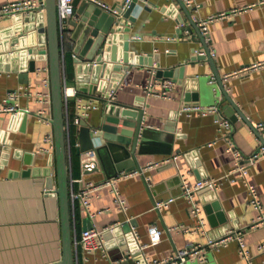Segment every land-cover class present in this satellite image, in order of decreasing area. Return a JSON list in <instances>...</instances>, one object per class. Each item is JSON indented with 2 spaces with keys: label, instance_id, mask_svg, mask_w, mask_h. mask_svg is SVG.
I'll return each mask as SVG.
<instances>
[{
  "label": "crops",
  "instance_id": "1",
  "mask_svg": "<svg viewBox=\"0 0 264 264\" xmlns=\"http://www.w3.org/2000/svg\"><path fill=\"white\" fill-rule=\"evenodd\" d=\"M103 1L115 5L122 0ZM255 1L194 0V17L225 14L209 24L207 45L214 53V66L222 77L264 61V5H252ZM8 2L12 0H0V6ZM139 2L144 8L134 21H126V25L131 27L128 48L131 63H127V70L121 71L112 101L144 107L143 126L156 133L158 139L146 143L142 152L136 150V164L132 159L130 163L129 159L113 163L111 154L101 153L97 155L99 166L83 175L81 164L84 155L76 154L79 126L74 119L78 113L77 102L79 99L91 100V107L84 115L90 124L101 121L102 103L84 94L69 98L66 113L71 138L68 167L75 238L78 239L86 227L95 226L105 232L132 221L131 230L140 244H149L151 225L160 229L162 240L143 249L144 255L152 259H165L178 249L201 245L204 261L190 260L186 264H246L234 237L218 247L207 244L209 238H223L231 230L242 234L253 263L264 264V250L257 248L264 242V157L250 166L248 173V180L255 185L263 202L260 212L249 204L247 187L240 179L230 182L223 177L232 169L233 155L226 150V141L219 138L217 115H201L193 108L183 111L186 105L215 104L220 114L226 116L222 107L227 100L216 84L209 81L210 76H214L212 66L207 59L198 60L193 54L194 49L203 46L202 42L197 37L194 41L189 37L177 38L186 34L185 31L178 33L181 24L176 20H186V15L177 0ZM74 12L69 19L74 17ZM41 23L45 26L46 19L44 12L39 10L0 17V104L8 92L18 87L26 89L18 100L22 112L0 115V143L3 145L0 151V264H52L62 256L55 147L43 149L48 147L44 137L51 134L54 138L53 123L45 122L49 116L52 120L53 104L52 101L49 105L41 102L37 95L47 91L42 85V78L47 73L38 68L49 67V60L48 54L45 58H38L37 53H29L35 47L38 51L46 48V31L41 34L36 31L37 24ZM14 26H19L24 35L13 45L17 47L15 50L12 51L9 45L10 52L7 53L3 42L20 33L11 29ZM73 31L72 25H64L62 44L66 84L75 87L81 77L88 82H98L106 71L105 67L101 66L98 72L93 70L90 74L83 64L79 66L75 62L74 53L79 55L81 52L75 48ZM136 35L142 38H135ZM40 39L45 46H39ZM24 51H27L26 55L21 54ZM31 61L34 69H30ZM157 64L165 69L175 68V76L171 78L174 86L169 98L145 97L144 87ZM222 81L228 95L248 121L240 116L236 122L230 120L236 147L249 155L261 143L250 123L264 121V66L231 75ZM39 110L46 112L39 115ZM163 136L171 140L170 145H166ZM127 164L134 173L122 169ZM149 164L153 166L145 169ZM24 171L28 173L22 174ZM117 175V187L125 199L126 211L119 209L107 185L100 186L91 199V209L102 211L92 218L78 199L71 200V193L83 190L86 182L102 184ZM231 175L237 177V174ZM146 177L150 178V186ZM181 178L190 183L205 178L219 179L216 188L205 187L194 195L206 220V233L198 228V221L190 212V204L182 193ZM168 199L171 200L162 207L155 205L157 201ZM120 234L103 236V247L90 251L75 241V264H132L125 263L124 254H121L126 240L124 233Z\"/></svg>",
  "mask_w": 264,
  "mask_h": 264
},
{
  "label": "water",
  "instance_id": "2",
  "mask_svg": "<svg viewBox=\"0 0 264 264\" xmlns=\"http://www.w3.org/2000/svg\"><path fill=\"white\" fill-rule=\"evenodd\" d=\"M42 1L45 3L44 17L46 19V25L43 26L42 23L40 25L37 24V26L35 25L37 28H35L39 34L46 31L47 45L45 49L40 51H38V47H35L33 50L30 49L29 53H37L36 56H38V58H45L48 54L49 60L50 87L53 104L51 122L54 125L57 173L56 190L59 194V203L61 207L63 241L61 260L53 262L52 264H75L74 239L76 236V228L71 219L69 190L70 173L68 167L71 138L70 125L66 116L68 104L64 97L66 88L64 70L65 53H63L62 44L64 25L70 24L74 27L72 39L75 42L76 50L81 52L79 55L74 53L75 62L79 64V66L83 64L84 69L88 70L90 74L93 73V70L98 72L99 68L104 66L106 71L102 73L101 77L105 79L112 78V76H114L113 73L121 72L122 69L127 70V63H131L128 54L129 43L131 41L129 34L131 27L130 25H126V21H134L144 8V5H142L139 0H132L124 11H122L121 8L119 9L122 12V16L119 17L107 13L88 0H73L75 9L74 17L72 19L66 18L61 21L58 18L57 1ZM177 2L186 15V20H176L178 24L185 23L181 29H178V33L184 32L187 28L191 33L190 40L194 41L198 38V40L202 42L204 49H206V53L195 58L198 60L207 59L212 66L215 78L213 83L216 84V88H218L227 100V103L222 107L226 117L236 122L239 118L238 116H240L248 122L226 91L222 81L223 78L217 72L216 66H214V60L211 57L210 49L194 20L192 15L193 9L188 8L182 0H177ZM11 29L20 33L13 39L8 37L9 39L7 38L3 42L4 51L7 53L10 52V46L12 47V51L17 48L13 45L19 41L20 36L24 35L19 26H14ZM39 41V46H45V44L42 43L43 40L40 39ZM118 48H120L119 50L121 51L120 55L118 54ZM26 52L27 51H24L21 54L26 55ZM149 65L151 66V63ZM30 66V69H34V62L31 61ZM155 76L160 79L165 78V80H171V78L175 76V68L171 67L165 69L157 64ZM99 83V81L88 82L84 77H81V79L79 78V81L76 82L75 87L79 94L91 96L102 103V117L99 123L90 124L85 118L81 120L77 130L76 154L80 155L85 151L93 150L96 155L100 156L101 153L108 152L114 159L113 163H119L120 161L125 162L128 159L130 163L132 159L133 163L136 164V150L142 152L146 143L150 142V140L158 139V135L153 131L151 132L149 128L143 126L144 107L139 105L128 106L112 101L109 99L106 92V86ZM252 131L264 144V128H255L252 129ZM163 140L166 142V145H170L171 140L164 136ZM2 148L3 145L0 143V151ZM165 153H169V151ZM122 169H128L127 171H130V165L127 164ZM26 173H28V171H24L22 174ZM132 225V221L125 222L108 229L103 233V236H118L121 232L124 233L126 245L122 247L121 254H124V257H126L125 263L129 262L135 264L141 252L138 250V241L131 230ZM120 243H124V241Z\"/></svg>",
  "mask_w": 264,
  "mask_h": 264
},
{
  "label": "built area",
  "instance_id": "3",
  "mask_svg": "<svg viewBox=\"0 0 264 264\" xmlns=\"http://www.w3.org/2000/svg\"><path fill=\"white\" fill-rule=\"evenodd\" d=\"M56 1H57L58 18L61 21H63L64 19L68 18L73 14L74 12L73 0H56ZM88 1L94 3L97 7L99 6L102 10L106 11L107 13L119 17L122 16V12L119 9L121 8L122 11H124L132 2V0H122L118 4L112 5L103 0H88ZM182 1L185 3V5L188 8L196 7L194 0H182ZM44 4L45 3L42 0H12V2H8L0 6V17L20 15L23 13H29V11H34V10L45 12ZM252 5H264V0H256ZM222 16H225V14L219 13L218 15H211L205 18L203 17L198 18L193 16L199 28V31L202 32L205 38L207 45L209 41V32H208L209 24L218 17H222ZM184 25L185 23L181 24V27H183ZM184 31L186 32V34L183 37L178 36L177 37L178 39L191 37V33L187 28ZM135 38L141 39L142 36L136 35ZM205 53H206V49H204L203 46L195 49L193 52L194 56H202V54ZM210 53L212 57L214 53L211 50ZM262 66H264V61L255 62L251 65L242 67L236 70L235 72L225 74L222 78L224 79L231 75L247 73L251 70H254V68L262 67ZM38 70L47 73V75L42 78V85L47 88V91L44 93L42 92L38 93L37 94L38 100L49 105L51 104L52 101V92L50 87V83H51L50 70L48 66L40 67L38 68ZM113 74L114 76H112V78L105 79L104 77H100V79L98 80L101 84H104V86H106V92L109 96V99L111 100L118 87L117 85L119 84L120 76L122 75L121 72H117ZM154 75H155V69L153 68L151 70L150 79L148 80L146 86L144 87L145 97L154 95L163 98H169L170 92L174 86L173 81L170 79L158 80L154 77ZM209 81L210 83H213L215 81L213 75L210 76ZM65 87L66 88L64 92V97L66 103H68L69 98L77 96L79 92L77 88L74 86H68L66 84ZM24 93H26V89L22 87H18L13 91L8 92V94L1 101L0 115L2 113L15 114L16 112L17 113L22 112L23 109L19 105L18 100L20 96ZM77 104H78L77 105L78 113L76 114L74 121L79 126L81 120L84 118L87 109L91 107L90 105L91 100L88 99L87 101L85 100L82 101L81 99H79ZM191 108L198 110L201 115L206 113H215L217 115V119H216L217 133L219 134V138H223L226 141L227 144L226 150L231 152V154L233 155L232 169L223 177L227 178L230 182H235L237 179H240L247 187L249 204L254 209L256 210L258 209L261 212L263 210V202H261L259 192L256 189L255 185L250 183V181L248 180V173H249V167L254 165L259 158L264 157V144L261 142L256 147L253 153L249 155H245L242 151H240L239 148L236 147L234 143L233 134H232L233 131L232 122L228 117L220 114V109L217 105L215 104L207 105V106L186 105L183 108V111L189 110ZM45 112L46 110H39L37 113L39 115H44ZM45 122L51 123V117L49 116L45 118ZM250 127L251 129H255V128L263 129L264 121H255L251 123ZM44 139L48 143V147L43 149L50 150L55 147V139L51 134L46 135ZM81 155H84L81 164V172L83 173V175L87 172L95 170L99 166L98 156L96 155L95 151L88 150L82 153ZM152 166H153L152 164H149L147 165V167L144 168L147 169V168H151ZM140 171H142L141 168ZM128 172L130 174L134 173L133 171H128ZM231 174H237V177H234ZM118 178L119 175H117V177H113L105 180L104 182H102V184H98L93 181H88L85 183V188L83 190H81L80 192L71 193V200L74 201L78 199L80 201L81 206L86 211L87 215L92 218L97 214H100L102 211L101 210L94 211L91 209L90 206L91 199L95 195L96 191L100 186L107 185L111 190V192L113 193L114 202L117 204V206H119V209L121 208L122 210L126 211L127 205L125 204V199L121 195L120 188L117 187ZM145 180L147 184L150 186V178L146 177ZM79 181H82V179H79ZM218 182L219 179L205 178V179L197 180L194 183H190L186 179L181 178L182 193L190 204V212L192 213V215L195 216L196 220L198 221V228L203 233H206V228H205L206 220L202 216V212L196 200L194 199V195L196 192L205 189V187L216 188ZM170 200L171 199H168L166 201H157L155 205L157 207H162L163 205H166V203ZM259 217L261 216L259 215ZM103 232L104 229L99 230L95 226L86 227V229L82 231L80 237L78 239L75 238L74 241H76V243L81 242L86 251L102 248ZM148 235L150 239L149 244H140L138 242V250L141 252V254L138 260H136L135 264H186L190 260H197L200 262L204 261V257L200 253L202 249L201 245L191 247L190 249L187 248L178 249L175 252H173V254L170 255V257L165 259H158V258L152 259L149 256L144 255L143 249L148 245H155L156 243L160 242L162 240L161 231L156 225H151L148 230ZM231 236L237 240L239 254H241L242 257L245 259L246 264H254L252 261V254H250V251L246 247V244L243 240L242 234L240 233H232V231L229 230L228 232L225 233L223 238L220 239L209 238L207 244L208 246L218 247L224 244V242ZM257 248L259 250H264V242L259 243Z\"/></svg>",
  "mask_w": 264,
  "mask_h": 264
}]
</instances>
